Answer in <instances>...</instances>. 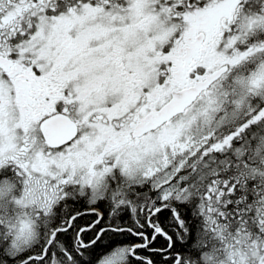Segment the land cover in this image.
<instances>
[{
	"label": "snow or ice",
	"instance_id": "1",
	"mask_svg": "<svg viewBox=\"0 0 264 264\" xmlns=\"http://www.w3.org/2000/svg\"><path fill=\"white\" fill-rule=\"evenodd\" d=\"M0 264H264V0H0Z\"/></svg>",
	"mask_w": 264,
	"mask_h": 264
},
{
	"label": "trees",
	"instance_id": "2",
	"mask_svg": "<svg viewBox=\"0 0 264 264\" xmlns=\"http://www.w3.org/2000/svg\"><path fill=\"white\" fill-rule=\"evenodd\" d=\"M91 219H92L91 216L86 217V218H82L81 223H86V222H88ZM120 239H122V240H129L130 241V240H133L134 238H131V237H121Z\"/></svg>",
	"mask_w": 264,
	"mask_h": 264
}]
</instances>
